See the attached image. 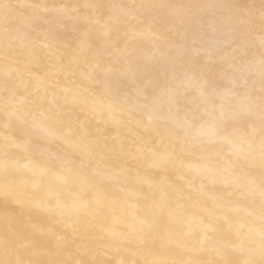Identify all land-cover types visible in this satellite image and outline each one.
I'll use <instances>...</instances> for the list:
<instances>
[{
  "label": "snow or ice",
  "instance_id": "snow-or-ice-1",
  "mask_svg": "<svg viewBox=\"0 0 264 264\" xmlns=\"http://www.w3.org/2000/svg\"><path fill=\"white\" fill-rule=\"evenodd\" d=\"M81 23L72 46L66 34ZM95 119L117 129L112 142ZM0 192L73 233L82 214L108 212L102 231L118 244L159 238L211 257L196 264H264V0H0ZM121 205L131 223L115 216ZM0 243L15 256L0 264H34L22 258L31 240L6 230Z\"/></svg>",
  "mask_w": 264,
  "mask_h": 264
},
{
  "label": "bare ground",
  "instance_id": "bare-ground-1",
  "mask_svg": "<svg viewBox=\"0 0 264 264\" xmlns=\"http://www.w3.org/2000/svg\"><path fill=\"white\" fill-rule=\"evenodd\" d=\"M9 2L13 5L46 2L52 6L61 3L82 5L90 2V0H9ZM103 2L109 3L111 0H103ZM221 2H224V0H221ZM230 2L239 5L252 3L259 5V0H230ZM30 11L27 8L16 9L17 16L21 18L27 17ZM41 27H47V25H41ZM84 28H86V25L81 23L77 26V31H69L66 34L72 46H75L76 38ZM195 32L196 29H193V32L189 34L187 43L190 47L198 48L200 46V38L195 35ZM91 43L93 49L99 46V42L95 37H93ZM136 44L145 53L152 50L150 37L140 38L136 41ZM226 51H231V49H226ZM214 70L217 72L223 71L224 65L217 63L214 66ZM157 71H162V68ZM134 87L135 85L127 82L121 85L122 89L128 91L133 90ZM72 113L73 118L77 115L83 118V114L78 109H73ZM90 127L94 132L99 127L107 135L110 142H112V137L117 135L115 127L105 125L99 119L92 120ZM120 134L127 135L122 129ZM51 151L62 152L68 151V149L62 144L54 143L51 145ZM77 159L79 158L77 157ZM126 163L134 171L139 170L141 175L145 173L143 162L128 158ZM148 172L150 175L157 177L164 174L158 170L151 169ZM166 175L172 182L183 184V181L179 179L180 173L176 169L169 168ZM196 182L199 183V180L197 179ZM144 191L146 192L147 189L145 188ZM120 195L123 196V194ZM39 196L40 194H37L38 199ZM65 198L70 200L71 196L65 193ZM140 203L143 205L145 202L141 200ZM130 212L131 209L121 205L117 207L115 216L125 217L131 223ZM113 219L114 215L108 212L103 217L94 216L91 212L82 214L76 223L75 233H73L58 216L54 217L39 207L19 204L13 198L5 197L0 192V237H3L6 230H14L20 237L34 242L31 252L22 253V258L25 261L31 260L34 264L37 261L40 264H50V262H54V264H151L152 261L159 259L167 260L169 264L173 261L196 264V262L211 258L206 253L176 247L174 243L162 244L159 238L150 239L146 244L140 246L118 244L116 241L106 238L102 231L103 227L112 224ZM116 227L121 230H127L122 223H117ZM14 258L15 256L12 254L5 255L3 244L0 243V260Z\"/></svg>",
  "mask_w": 264,
  "mask_h": 264
}]
</instances>
